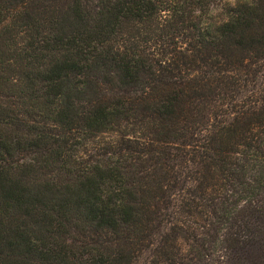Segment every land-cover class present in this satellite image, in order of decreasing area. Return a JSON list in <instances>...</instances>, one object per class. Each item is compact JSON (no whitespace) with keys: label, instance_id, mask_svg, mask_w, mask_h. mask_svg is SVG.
Returning a JSON list of instances; mask_svg holds the SVG:
<instances>
[{"label":"trees","instance_id":"16d2710c","mask_svg":"<svg viewBox=\"0 0 264 264\" xmlns=\"http://www.w3.org/2000/svg\"><path fill=\"white\" fill-rule=\"evenodd\" d=\"M0 264H264V0H0Z\"/></svg>","mask_w":264,"mask_h":264}]
</instances>
